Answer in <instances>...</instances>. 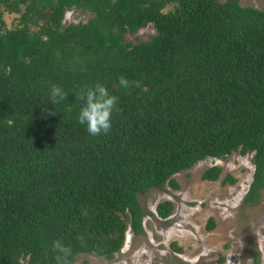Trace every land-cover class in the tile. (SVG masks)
I'll list each match as a JSON object with an SVG mask.
<instances>
[{
    "label": "trees",
    "instance_id": "1",
    "mask_svg": "<svg viewBox=\"0 0 264 264\" xmlns=\"http://www.w3.org/2000/svg\"><path fill=\"white\" fill-rule=\"evenodd\" d=\"M71 6L89 16L63 23ZM148 22V38L127 37ZM121 75L140 86L121 89ZM97 83L119 111L93 137L75 94ZM53 84L66 91L55 105ZM233 150L251 152L243 201H256L264 10L238 0H0V264H56L54 240L71 246L70 262L78 253L110 258L127 227L143 232L137 193L175 189L174 172ZM220 170L210 165L200 178ZM154 209L166 217L172 202Z\"/></svg>",
    "mask_w": 264,
    "mask_h": 264
},
{
    "label": "rangeland",
    "instance_id": "2",
    "mask_svg": "<svg viewBox=\"0 0 264 264\" xmlns=\"http://www.w3.org/2000/svg\"><path fill=\"white\" fill-rule=\"evenodd\" d=\"M238 3L264 10V0ZM88 16L71 6L64 10L62 22L85 21ZM153 33L148 22L127 37L146 39ZM213 164L221 168L218 177L201 179V171ZM252 170L251 152L233 150L196 160L172 174L177 188L165 184L164 189L149 188L136 194L143 232L133 234L127 227L120 248L110 258L78 253L70 264H264V187L256 201H243ZM226 173L235 180L222 181ZM164 198L171 200L172 211L159 217L154 205ZM209 216L213 218L210 229L206 228Z\"/></svg>",
    "mask_w": 264,
    "mask_h": 264
},
{
    "label": "clouds",
    "instance_id": "3",
    "mask_svg": "<svg viewBox=\"0 0 264 264\" xmlns=\"http://www.w3.org/2000/svg\"><path fill=\"white\" fill-rule=\"evenodd\" d=\"M118 84L121 89L139 87V81H133L124 75L118 77ZM76 100L81 102L78 114V122L85 126L90 136L107 134L112 127V113L119 111L118 97L109 93L102 84L97 83L93 87H85L75 94ZM48 99L53 105L66 100V91L59 85L50 86ZM52 250L56 264H70L72 248L62 240L52 242Z\"/></svg>",
    "mask_w": 264,
    "mask_h": 264
}]
</instances>
